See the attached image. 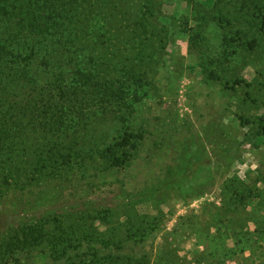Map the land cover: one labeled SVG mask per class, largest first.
<instances>
[{
    "label": "rangeland",
    "instance_id": "obj_1",
    "mask_svg": "<svg viewBox=\"0 0 264 264\" xmlns=\"http://www.w3.org/2000/svg\"><path fill=\"white\" fill-rule=\"evenodd\" d=\"M16 1L0 52L44 4ZM149 2L74 0L72 24L39 40L52 61L40 46L33 82L14 83L0 57V173L35 185L0 196V264H264L261 27L242 0H159L152 17ZM117 36L125 68L112 64ZM78 71L102 87L76 115L62 93ZM126 137L138 147L111 168L106 150Z\"/></svg>",
    "mask_w": 264,
    "mask_h": 264
},
{
    "label": "trees",
    "instance_id": "obj_2",
    "mask_svg": "<svg viewBox=\"0 0 264 264\" xmlns=\"http://www.w3.org/2000/svg\"><path fill=\"white\" fill-rule=\"evenodd\" d=\"M26 0H21V3L25 2ZM74 0H67L66 3H64V0H43L44 4L42 6H39V9L37 11V15L33 16L29 21V29H27L28 37L23 42V40H15L12 39L11 43L15 45V49L11 51H7L5 48L4 52H0V57H8L10 60V64L14 68L13 70V76L15 78L14 83L24 84L26 81L33 82L34 79L31 76V72L29 71V65H30V58L37 53H40L41 49L40 46L44 48L43 50V56L42 60L44 63L51 62L52 59H50V52L47 50V47L41 43L39 40H43L42 36L49 35L52 40V33L59 34L61 29H63L66 26V23L71 20L70 17V9L67 7H72ZM16 0H0V20L8 19L10 22L14 20V18H18L17 13H14L13 8H10L8 3L13 5V3H16ZM216 3H223V0H216ZM159 0H151L149 2V5L146 7V11L149 13V17L153 16V11L155 8L159 6ZM242 6L246 8V13L248 17L250 18V21L252 22V25H259L261 27V32L264 34V0H242ZM82 7V5H81ZM23 8V5H22ZM81 10L83 8H80ZM147 17V16H146ZM147 17L146 21L149 19ZM77 25L79 26L82 24L81 19L75 18ZM33 21L32 25L31 22ZM259 21L258 23H256ZM21 22V21H20ZM72 20L69 21L68 24H72ZM85 26L82 28L84 29ZM52 31V33H50ZM95 33H92L94 35ZM77 36V35H76ZM75 35L72 38V41L75 42L78 40V37ZM114 35H112L113 37ZM105 35L99 37L104 38ZM112 37H109L111 39ZM108 39V40H109ZM50 40V41H51ZM105 42H109V41ZM116 40V41H115ZM129 41V38L127 39ZM4 41L0 40V43L2 44ZM94 43H97L95 41ZM119 44L121 43V39L115 38L113 39V42L110 43V47L114 48L117 52V55H113L112 58L115 56V60L112 62L114 68H125L123 63L129 60V56L123 58L122 52L123 50H120ZM256 44L255 40H251L250 43L248 42L249 47L252 49ZM49 45V43H48ZM94 46H97L94 45ZM100 46V45H99ZM124 47V46H123ZM113 52V53H114ZM26 53H29L26 55ZM141 60V59H140ZM139 65L143 66L144 64L140 63ZM25 62V63H24ZM19 63H22L21 65ZM76 82L75 85L80 87L81 91H78L77 86H71L69 90L70 93L66 92L64 97L62 99H65L68 97L69 102H67V106H71L74 113H77V106H78V98L82 99L85 96L86 89H93L97 90L100 87V83L94 79L93 75L90 72H79L76 74ZM36 80V79H35ZM237 85H242L241 82H237ZM104 88V86H103ZM61 92H63L61 90ZM104 96V98L111 100L112 95H109V91L105 88L103 89V92H101ZM63 102V100H62ZM51 110H53V106L51 107ZM59 115V116H57ZM56 115V119H54L53 127L56 130V134H59L61 132V129L65 127V121L67 118L64 116V112L62 109L60 110V113ZM77 115V114H76ZM246 124H251L250 121H246ZM257 126H258V137L262 139L264 142V115L258 118L257 120ZM138 145L136 143L131 142V137H126L122 139L121 141L115 143L112 147H109L106 150V153L104 155L105 159L109 162V166L111 168H120L127 164L130 161V155L126 151L128 148H130L132 151L136 150ZM120 152V153H119ZM57 153V151L55 152ZM58 158H53L54 163H58ZM3 170V169H2ZM19 174V175H18ZM60 175L63 174V172L59 173ZM16 176H21L20 173H0V196H4L10 192H14L16 190H21L23 187L25 189L35 187V185L32 184V181L28 183H24L22 181L21 185L18 184ZM13 183V184H12ZM17 237L14 239V243L17 241Z\"/></svg>",
    "mask_w": 264,
    "mask_h": 264
}]
</instances>
